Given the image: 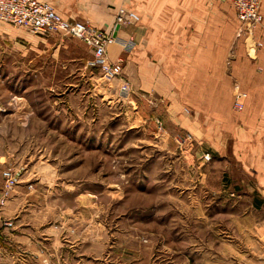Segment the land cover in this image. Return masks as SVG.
<instances>
[{
    "label": "rangeland",
    "instance_id": "obj_1",
    "mask_svg": "<svg viewBox=\"0 0 264 264\" xmlns=\"http://www.w3.org/2000/svg\"><path fill=\"white\" fill-rule=\"evenodd\" d=\"M47 37L0 31V189L3 172L17 178L2 209L17 192L25 228L12 241L0 219V264H264L257 194L229 165L228 189L205 190L211 159L168 132L164 102L139 110L81 41Z\"/></svg>",
    "mask_w": 264,
    "mask_h": 264
},
{
    "label": "crops",
    "instance_id": "obj_2",
    "mask_svg": "<svg viewBox=\"0 0 264 264\" xmlns=\"http://www.w3.org/2000/svg\"><path fill=\"white\" fill-rule=\"evenodd\" d=\"M38 1L49 4L64 21L86 22L106 34L113 32L120 8L135 13L139 22L134 28L126 24L114 33L120 41L133 39L131 52H124L118 43L106 51L108 60H124L118 84L131 85L139 110L144 97L164 102L168 132L172 136L181 132L189 138L188 147L197 146L202 156H212L205 165L211 172L205 168L201 174L205 190L228 189L221 168L229 165L235 185L256 193L255 206H264V0L260 7L263 22L255 31L262 47L254 59L246 55L243 38L237 36L239 23L228 1ZM3 26L10 25L1 24L0 31ZM83 45L90 55L91 50ZM237 92L246 94L242 111L233 109ZM19 200L16 192L0 210V219L14 221L9 233L12 241L25 238Z\"/></svg>",
    "mask_w": 264,
    "mask_h": 264
},
{
    "label": "built area",
    "instance_id": "obj_3",
    "mask_svg": "<svg viewBox=\"0 0 264 264\" xmlns=\"http://www.w3.org/2000/svg\"><path fill=\"white\" fill-rule=\"evenodd\" d=\"M231 3L239 23L237 36L243 38L246 55L254 59L261 49L262 43L255 37V31L262 24L263 18L260 7L263 0H225ZM139 17L133 13L120 8L115 16L113 32L106 34L99 29L91 28L84 22H67L60 18L54 9L46 3L38 0H0V26L7 24L15 28L26 29L33 35L50 36L54 34L76 39L85 44L92 53L93 65L99 69L102 76L108 80L120 77L122 65L120 61L110 62L107 58V48L115 43L129 48V44L121 42L114 36L116 28L126 24H137ZM122 93L127 92L126 85L120 89ZM246 94L237 92L234 95L233 109L242 111ZM205 161L211 159L209 153L203 155ZM3 185L0 189V209L11 196L16 186L17 178L11 170L2 174ZM13 224L7 221L5 229H10ZM1 244V236H0ZM1 251V245H0Z\"/></svg>",
    "mask_w": 264,
    "mask_h": 264
},
{
    "label": "water",
    "instance_id": "obj_4",
    "mask_svg": "<svg viewBox=\"0 0 264 264\" xmlns=\"http://www.w3.org/2000/svg\"><path fill=\"white\" fill-rule=\"evenodd\" d=\"M118 30V28H116Z\"/></svg>",
    "mask_w": 264,
    "mask_h": 264
}]
</instances>
